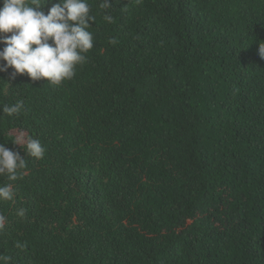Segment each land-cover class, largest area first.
<instances>
[{
  "label": "trees",
  "instance_id": "16d2710c",
  "mask_svg": "<svg viewBox=\"0 0 264 264\" xmlns=\"http://www.w3.org/2000/svg\"><path fill=\"white\" fill-rule=\"evenodd\" d=\"M87 2L71 81L0 72V143L45 147L0 176V264H264V0Z\"/></svg>",
  "mask_w": 264,
  "mask_h": 264
},
{
  "label": "clouds",
  "instance_id": "9594fccd",
  "mask_svg": "<svg viewBox=\"0 0 264 264\" xmlns=\"http://www.w3.org/2000/svg\"><path fill=\"white\" fill-rule=\"evenodd\" d=\"M49 0H0V72L12 69V77L26 74L32 81L45 80L59 86L71 81L78 66L87 60L93 49V34L89 31L94 17L90 15L87 0H58L45 13L42 9ZM103 0L99 6L109 8ZM103 19L111 23L113 17ZM10 34V35H8ZM115 43V41H111ZM258 55L264 59V42L258 45ZM24 109L23 101L5 105L3 113L18 115ZM13 145L23 147L25 156L41 160L45 147L37 138L18 130ZM25 156L21 157L0 143V176L16 181L20 170L26 168ZM15 192L12 183L0 186V201H11ZM21 210L19 215H23ZM5 218L0 216V228Z\"/></svg>",
  "mask_w": 264,
  "mask_h": 264
}]
</instances>
